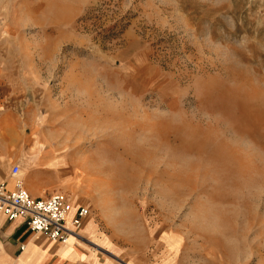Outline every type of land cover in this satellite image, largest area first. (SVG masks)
<instances>
[{
    "label": "rangeland",
    "instance_id": "rangeland-1",
    "mask_svg": "<svg viewBox=\"0 0 264 264\" xmlns=\"http://www.w3.org/2000/svg\"><path fill=\"white\" fill-rule=\"evenodd\" d=\"M0 123L110 260L264 264V0H0Z\"/></svg>",
    "mask_w": 264,
    "mask_h": 264
},
{
    "label": "crops",
    "instance_id": "crops-1",
    "mask_svg": "<svg viewBox=\"0 0 264 264\" xmlns=\"http://www.w3.org/2000/svg\"><path fill=\"white\" fill-rule=\"evenodd\" d=\"M15 124L17 127L18 123ZM40 141L44 142L42 139ZM23 147V135L17 134L15 143L9 142L7 138H0V184L8 191L14 188L10 176L11 167L17 165L9 163L19 161V153ZM27 186L30 192L25 188L33 198H46L50 195L40 193L30 183ZM71 204L69 218L84 207L81 204ZM88 217L89 214L83 219L80 230L85 240L71 238L66 244H59L49 241L43 234L31 232L21 219L10 221L6 216L0 215V264H120L100 251L102 242L106 246V238L99 232L95 221Z\"/></svg>",
    "mask_w": 264,
    "mask_h": 264
},
{
    "label": "built area",
    "instance_id": "built-area-1",
    "mask_svg": "<svg viewBox=\"0 0 264 264\" xmlns=\"http://www.w3.org/2000/svg\"><path fill=\"white\" fill-rule=\"evenodd\" d=\"M20 168L13 165L10 176L14 182L11 191L0 184V215L8 220L21 219L31 232L43 234L49 241L66 244L71 238L85 240L80 234L83 219L89 210L82 207L69 218L71 201L61 193H52L46 198H33L18 177Z\"/></svg>",
    "mask_w": 264,
    "mask_h": 264
},
{
    "label": "bare ground",
    "instance_id": "bare-ground-1",
    "mask_svg": "<svg viewBox=\"0 0 264 264\" xmlns=\"http://www.w3.org/2000/svg\"><path fill=\"white\" fill-rule=\"evenodd\" d=\"M44 140V139H43Z\"/></svg>",
    "mask_w": 264,
    "mask_h": 264
}]
</instances>
